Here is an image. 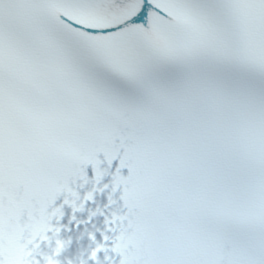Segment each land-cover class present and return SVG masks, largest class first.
<instances>
[{
  "label": "snow or ice",
  "instance_id": "snow-or-ice-1",
  "mask_svg": "<svg viewBox=\"0 0 264 264\" xmlns=\"http://www.w3.org/2000/svg\"><path fill=\"white\" fill-rule=\"evenodd\" d=\"M65 205L75 264H264V0H0V264Z\"/></svg>",
  "mask_w": 264,
  "mask_h": 264
},
{
  "label": "clouds",
  "instance_id": "clouds-1",
  "mask_svg": "<svg viewBox=\"0 0 264 264\" xmlns=\"http://www.w3.org/2000/svg\"><path fill=\"white\" fill-rule=\"evenodd\" d=\"M89 249H88V245H86V246H84L83 247V252H87ZM79 258V256H76L75 258H74V260H73V264H75V259H78ZM51 264H61V262L60 261H57V260H52L51 261Z\"/></svg>",
  "mask_w": 264,
  "mask_h": 264
}]
</instances>
